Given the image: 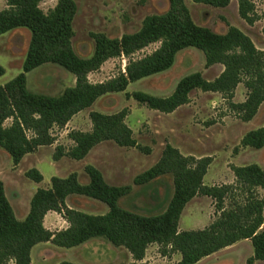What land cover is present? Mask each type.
<instances>
[{
    "label": "trees",
    "instance_id": "obj_1",
    "mask_svg": "<svg viewBox=\"0 0 264 264\" xmlns=\"http://www.w3.org/2000/svg\"><path fill=\"white\" fill-rule=\"evenodd\" d=\"M44 0H6L0 10V34L16 28H26L29 42L22 61V71L0 85V148L10 155L14 166L28 153L40 146L51 145L56 138L53 128L64 127L78 112L89 108L102 95L125 91L129 83L170 68L179 51L187 47L201 50L205 66L221 64L222 71L212 80L201 72L189 73L178 80L173 92L165 97L134 91L138 103L150 109L170 113L189 102L194 89L218 92L242 121H250L264 102V49H258L248 35L229 25L219 33L196 24L184 0H168L163 13L146 15L140 27L120 37H108L102 32L92 33L93 51L88 57L79 56L72 45L73 21L77 12L74 0H56L53 7L43 11ZM213 7H225L230 0H192ZM251 0H238L239 16L249 24L255 20ZM264 35V26L262 27ZM158 43L150 53L135 54L151 44ZM125 58L123 70L101 82H91L88 74L98 70L109 58ZM57 64L74 75V85L57 95L30 91L26 74L44 64ZM5 70L0 65V76ZM239 83L246 88L242 102H233ZM127 109L106 114L91 111V129L72 130L68 137L73 144L67 150L58 145L53 160L67 156L83 159L103 141L120 147L145 149L133 137L125 122ZM10 123L5 125V121ZM264 146V125L248 130L240 139L239 147L261 149ZM148 151V148H146ZM212 161L211 156L184 155L178 148L166 143L156 162L134 178L135 184H144L163 175L172 177V195L159 213L142 215L118 204L130 190L129 185L106 182L101 171L84 166L88 177L81 183L76 172L66 177L51 176L49 186L39 187L29 201V210L23 219L15 216L0 179V264H32L31 248L50 241L58 247L71 248L93 238H102L114 246H122L133 261L143 262L150 244L159 245L161 255L179 253L176 264H195L237 241L249 239L253 255L247 264L264 261V169L256 163L232 166L235 181L231 184L205 185L203 177ZM25 175L33 182H41L43 175L34 167ZM82 195L105 203L104 214H89L68 207V195ZM210 197L214 202V219L202 229L179 230L178 222L185 205L195 196ZM55 211L67 221L66 228L51 231L44 227L43 218ZM57 264H78L61 261Z\"/></svg>",
    "mask_w": 264,
    "mask_h": 264
},
{
    "label": "rangeland",
    "instance_id": "obj_2",
    "mask_svg": "<svg viewBox=\"0 0 264 264\" xmlns=\"http://www.w3.org/2000/svg\"><path fill=\"white\" fill-rule=\"evenodd\" d=\"M77 12L73 21L74 36L72 45L81 57L91 55L94 47L92 33L102 32L108 37H120L124 33L136 31L143 18L153 13H163L168 8V0H74ZM193 21L198 25L223 33L229 25L236 26L250 37L258 49H264V0H251L255 18L249 24L239 16L238 0H230L225 7L195 3L184 0ZM56 0L40 2L43 11L53 7ZM6 7V0H0V10ZM30 33L26 28H16L0 34V65L5 72L0 76V85L9 81L22 71V61L25 56ZM158 43L151 44L135 54V57L150 53ZM125 58H109L101 67L88 74L91 82H101L114 77L123 70ZM223 69L221 64L205 66L204 54L194 47H187L179 51L174 64L165 71L149 75L129 83L125 91L110 92L100 96L92 106L74 115L62 127H54L53 135L56 146L65 150L73 142L68 137L72 130L88 131L91 129L89 113L99 111L111 114L127 109L125 122L132 129L133 137L145 149L136 147H120L111 141H106L100 147L91 151L83 159L73 162L63 156L58 165L53 163V153L49 145L41 146L30 154H26L17 166H14L10 155L0 148V179L4 183L5 194L12 207L19 214L29 208L31 195L37 185L25 173L30 168H36L43 179L39 185L48 183L51 176L65 177L71 171L85 178L84 166L91 164L97 167L105 176L107 183L112 185H129L130 190L119 198L118 204L124 209L151 215L161 212L167 205L172 192L171 175H163L154 180L135 184L134 178L153 165L159 158L166 143L178 148L184 155L195 157L211 156L209 171L206 176L213 178L221 176L228 180L235 178L231 167L256 163L264 169V146L261 149L239 147L241 137L248 131L264 125V102L259 106L256 115L250 121H242L229 107L228 101L218 92H205L194 89L189 94V102L179 106L170 113L150 109L138 103L132 96L134 91H143L156 96L170 95L176 83L183 76L199 71L208 80L214 79ZM72 73L54 63H44L26 74V86L30 91L47 95H57L64 88L74 85ZM246 96V88L239 83L235 89L233 102H242ZM10 119L5 121V125ZM55 143V142H54ZM148 148V151H146ZM68 168V170H67ZM67 170V172H66ZM223 181V180H222ZM46 186V185H45ZM264 195V190H259ZM70 207L89 213L104 214L108 207L105 203L82 195L69 197ZM209 205L204 197L198 195L188 202L179 219V226L183 230L200 229L208 223ZM58 223L56 222V226ZM52 227V225H51ZM54 227V228H55ZM86 245L55 249L44 264L69 261L78 264H124L128 261L127 249L114 246L102 238L88 240ZM232 250L224 251L218 256L206 260L207 264H225V255L234 256V264H247L246 260L252 252L249 241L236 242ZM224 254V255H222ZM220 255V256H219ZM221 259L220 261L216 258ZM178 253L163 256L159 245L153 243L147 252L148 264H176ZM231 259V257H230ZM34 264H38L36 261ZM253 264H264L255 261Z\"/></svg>",
    "mask_w": 264,
    "mask_h": 264
},
{
    "label": "crops",
    "instance_id": "obj_3",
    "mask_svg": "<svg viewBox=\"0 0 264 264\" xmlns=\"http://www.w3.org/2000/svg\"><path fill=\"white\" fill-rule=\"evenodd\" d=\"M262 104V103H261ZM57 141V140H56ZM56 141H55V143H53V144H51V145H49L52 149L55 147V145H56ZM106 141H103V142H101V143H99V144H97V145H95L90 151H89V153L85 156V157H87L90 153H91V151H93V149H95V148H97V147H100L103 143H105ZM41 147V146H40ZM40 147H38V148H40ZM37 148V149H38ZM245 148H249V147H245ZM28 154H30V153H28ZM26 156V155H25ZM24 156V157H25ZM61 158H63V156L61 157ZM61 158H59V159H57V160H53V163L54 164H57L58 165V161H60L61 160ZM71 161H73V162H77V161H79V160H74V159H70ZM17 166V165H16ZM210 166V165H209ZM209 166H208V168H207V172H206V174L204 175V177H203V183L205 184V185H221V184H231V183H234V181H235V178H231L230 180H228V183L225 181V178L224 177H221V176H215L214 178L215 179H213V178H208V180L206 181V176H207V174H208V169H209ZM236 166V165H235ZM240 166H242V165H240ZM260 166V165H259ZM67 170H68V168H67ZM67 170H66V172H67ZM71 172H74V171H71ZM70 171L69 172H67V173H65V177L69 174V173H71ZM76 172H78V171H76ZM79 173V172H78ZM104 176V175H103ZM105 177V176H104ZM80 178V175L78 174V179ZM82 180H83V182L82 183H84L85 182V178H82ZM223 180V181H222ZM79 181L81 182V180L79 179ZM36 183V182H35ZM37 185L35 186V191H36V189L37 188H39V187H43V188H46V187H48L47 185H48V183L47 184H45V185H43V186H41V185H39L40 184V182H38V183H36ZM259 190L261 191V190H264V189H262V188H259ZM33 195V194H32ZM31 195V196H32ZM72 195H75V194H72ZM72 195H68L67 197H66V199H65V203H66V205L68 206V207H70V205H69V197L70 196H72ZM201 196H203V195H201ZM198 196H195V197H193V198H197ZM204 197V200L205 201H208L209 202V205H207V206H205V208L206 209H208L209 210V214H208V217H207V219H208V223L207 224H205V225H203V227L202 228H204L205 226H207L213 219H214V217H215V215H214V202H213V200L210 198V197H208V196H203ZM31 198V197H30ZM192 198V199H193ZM190 202V201H189ZM188 204V203H187ZM186 204V205H187ZM186 205H185V207H186ZM185 207H184V209H185ZM13 208V207H12ZM184 209H183V211H184ZM28 210H29V208L26 210V211H24L22 214H21V216H20V218L18 217L19 216V214L16 212V210L13 208V211H14V213H15V216L18 218V219H23L25 216H26V214H27V212H28ZM182 211V212H183ZM181 215H182V213H181ZM180 215V216H181ZM263 216H264V210H263ZM180 219V218H179ZM56 222L58 223L57 225H59L58 227H55L56 226ZM43 225H44V227L45 228H47V229H49V230H51V231H56V230H61V229H64V228H66L67 227V225H68V223H67V221L61 216V214H59V213H57V212H55V211H49V212H47L46 214H45V216H44V218H43ZM51 225H52V227H51ZM55 227V228H54ZM202 228H200V229H202ZM261 228H264V226H261ZM178 229L179 230H183V229H181L180 228V226H179V222H178ZM244 241H249L250 242V240L249 239H243ZM241 241V240H240ZM237 242H239V241H237ZM86 243V242H85ZM85 243H83V244H81V245H78L79 247L80 246H82V245H86ZM251 243V242H250ZM234 244H236V243H234ZM234 244H232V245H230V246H227V247H225V248H222V249H220V250H218V251H216V252H214V253H212V254H210V255H208V256H205V257H203V258H201L199 261H197L195 264H207V263H205V261L206 260H208V259H210L211 257H215V256H218V254H220V253H222V252H224V251H228V250H232V249H234V248H231ZM151 245L152 244H150L148 247H147V249H146V251H145V256H144V259L142 260L143 262H146L147 261V252H148V250H149V248L151 247ZM78 246H75V247H78ZM64 247H58V246H56V245H54V244H52L50 241H45V242H39V243H37V244H35L32 248H31V250H30V259H31V263L32 264H34V262L36 261L38 264H44L45 262H46V260H47V257H48V259H49V256H51V251H54L55 249H63ZM71 248H74V247H71ZM253 249V248H252ZM179 254V253H178ZM127 255H128V261H127V263H124V264H128V263H130V262H132L133 261V258H132V256H131V254L127 251ZM222 255H224V254H222ZM225 255H227L228 257L227 258H222L223 260H225V264H234V261L232 260V258H234V256L235 255H233V254H231V253H227V254H225ZM253 255V252H252V254L250 255V256H252ZM220 256V255H219ZM249 256V257H250ZM230 257H231V259H230ZM248 258V257H247ZM180 259V254H179V258L176 260V262L178 261ZM217 260H221V259H219L218 257L216 258ZM255 261H263V260H255ZM254 261V262H255ZM253 262V263H254ZM252 263V264H253ZM52 264H57V263H52Z\"/></svg>",
    "mask_w": 264,
    "mask_h": 264
}]
</instances>
